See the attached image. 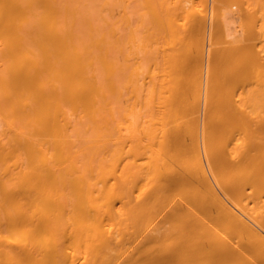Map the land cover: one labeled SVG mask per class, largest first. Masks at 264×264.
Here are the masks:
<instances>
[{
    "label": "bare ground",
    "instance_id": "obj_1",
    "mask_svg": "<svg viewBox=\"0 0 264 264\" xmlns=\"http://www.w3.org/2000/svg\"><path fill=\"white\" fill-rule=\"evenodd\" d=\"M0 264H264V0H0Z\"/></svg>",
    "mask_w": 264,
    "mask_h": 264
},
{
    "label": "rangeland",
    "instance_id": "obj_2",
    "mask_svg": "<svg viewBox=\"0 0 264 264\" xmlns=\"http://www.w3.org/2000/svg\"><path fill=\"white\" fill-rule=\"evenodd\" d=\"M233 9H235V7H233Z\"/></svg>",
    "mask_w": 264,
    "mask_h": 264
}]
</instances>
